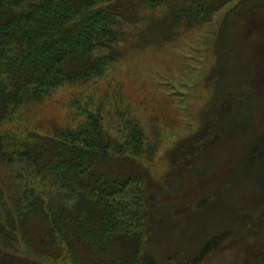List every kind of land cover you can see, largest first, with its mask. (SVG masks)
I'll return each instance as SVG.
<instances>
[{
  "label": "trees",
  "instance_id": "1",
  "mask_svg": "<svg viewBox=\"0 0 264 264\" xmlns=\"http://www.w3.org/2000/svg\"><path fill=\"white\" fill-rule=\"evenodd\" d=\"M226 4L231 5L221 23L217 12ZM137 5L151 13L140 14L128 0H0V264H162L147 246L151 230L157 224L167 233L176 220L168 210L155 217L149 189H170L175 180L156 183L149 165L161 141L148 138L119 86L108 80L131 49V35L153 45L202 27L203 38L215 43L209 103L194 128L196 113L178 102L183 110L178 134L187 136L169 155L172 165H188L193 176L188 180L197 186L211 185L215 166H231L220 198L204 190L186 202L200 211L197 220L206 217L226 229L204 239L193 261L206 257L223 236L233 237L239 199L248 202L243 186L259 187L257 199L264 202V125L251 123L254 109L264 113V93L258 89L259 103L252 104L244 92L252 84L264 86V0H139ZM238 44L236 57L231 46ZM100 81H107L104 97L93 94ZM74 83L90 87L71 101L83 121L54 126L51 134L29 128L25 108ZM231 196L235 202L228 201ZM34 216L46 226L38 240L25 227Z\"/></svg>",
  "mask_w": 264,
  "mask_h": 264
},
{
  "label": "rangeland",
  "instance_id": "2",
  "mask_svg": "<svg viewBox=\"0 0 264 264\" xmlns=\"http://www.w3.org/2000/svg\"><path fill=\"white\" fill-rule=\"evenodd\" d=\"M128 1L141 8L140 14L151 13L148 10L150 8L137 5L139 0ZM232 1L236 4L239 0ZM230 5L226 4L217 12L221 15L218 18V20L221 19V23L222 13ZM155 10L157 12V9ZM143 22L140 23L141 26ZM202 31V27L181 31L169 41L153 45H150L151 42L137 43L136 41H141L140 38L131 35L128 37L131 49L112 67L108 76L109 82L119 86L120 94L125 97L130 114L143 124L148 138L161 141L157 155L149 165L150 174L154 176L156 183L166 182L167 184L169 178L175 180V187L170 189L167 188L168 185L165 187L152 185L149 189L153 198L152 212L155 217L157 218V213L159 218L160 215H167L168 210L171 218L176 222H170L167 233H161L160 227L155 224L154 229L151 230L153 237L147 246L149 245L148 247L162 264H166L165 261L169 256L174 257L175 261H172V264H264V202L257 199L260 188L250 186L241 188L248 202L243 203L244 201L241 202L239 199L237 207L240 211H238V218L235 219L236 226L232 229L233 237L223 236L206 257L193 261V257L200 252V245L204 239H213L215 233L219 236L226 229L220 230L222 226L219 228L216 225L213 226L212 221L206 220V217L203 220H197L200 211L194 210V205L188 206L186 202L188 199L197 197L204 190L209 195L215 193L211 197L220 198L221 182L228 178L229 169H231V166L228 168L221 165L215 166L209 176L211 185H207V181L206 184L197 186L188 180L193 177L187 173L188 165L181 164V167H177L178 163L172 165L169 158L170 150L174 148L175 142L187 136L186 132L178 134L180 129L183 130V110H180L178 102H182L191 112L196 113L195 120L193 117L191 120L194 128L199 125L204 105L209 103L208 87H211L214 82L215 65H211L210 59L215 60L212 48L215 43L210 45L209 39L203 38L207 34L202 35ZM231 49L234 56L239 57L241 51L239 44L231 46ZM205 58H209L208 64L205 63ZM239 65H241L240 62ZM160 81L163 83L160 84ZM106 83L107 81L95 83L93 94L104 97ZM255 85L257 84L244 89L245 95L246 93L251 95L249 99L252 97V104L259 103L256 97L258 89H262L261 93H264V86ZM89 88L83 83L65 84L51 93L43 102L26 107L29 128L42 134H51L54 126L71 127L82 122L84 117L76 114L71 101L76 96L83 97ZM252 122L254 125H264V113L254 109ZM240 143L241 141H237L233 146L237 147ZM231 144L225 147L230 148ZM232 150L236 148L233 147ZM174 166L177 168L174 169ZM228 201L235 202V199L231 196V199L228 197ZM209 203L214 202L209 200ZM197 205L195 208H199ZM25 227L34 233L35 239L38 240L46 226L39 216H34L25 222ZM76 247L82 250V246L76 245ZM177 247L180 251L179 248L173 250ZM186 255L190 257V261L179 262V259ZM252 255L260 256L259 260L252 258Z\"/></svg>",
  "mask_w": 264,
  "mask_h": 264
}]
</instances>
